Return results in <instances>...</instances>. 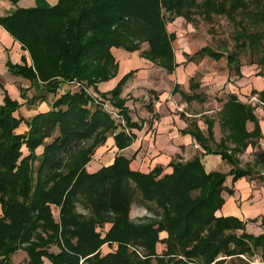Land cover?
<instances>
[{"label":"trees","instance_id":"obj_1","mask_svg":"<svg viewBox=\"0 0 264 264\" xmlns=\"http://www.w3.org/2000/svg\"><path fill=\"white\" fill-rule=\"evenodd\" d=\"M193 15L205 20L226 17L237 27L235 48L251 49L264 63V30L259 29L264 25V0H57L54 5L17 7L0 18L26 53L21 64L8 59L7 71L30 83L20 89L22 102L3 90L0 105V264H12L10 256L18 249L28 257L20 264H41L43 257L51 264H249L254 256L264 263V230L255 236L237 218L215 216L224 203L226 177L235 182L264 166V151L253 166L243 168L236 158L262 138L254 109L236 95H229L217 113L226 135L214 148L209 144L215 119H206V138L194 121L183 131L194 137L204 154L218 155L230 164L229 172L206 173L199 155L185 162L173 159L172 172L163 175L160 166L148 173L135 171L131 159L121 154L94 172L86 169L109 137L121 151L132 144V130L143 125L142 120H132L127 99L121 97L136 70L125 73L109 91L98 88L117 76L112 49L133 53L146 43L148 49L140 56L171 74L178 66L176 35L166 26L177 18L191 22ZM198 52L214 61L224 58L206 46ZM237 53L219 68L225 74L234 70L240 76ZM257 75L264 72L258 70ZM69 82L80 86L64 91L62 86ZM84 86L100 103L111 105L124 126L88 96ZM198 88V83H191V95L178 86L173 91L190 102L199 98ZM259 97L264 102V91ZM36 102H45L48 109L29 119L18 111ZM146 108L151 113L152 103ZM247 122L253 124L251 131ZM133 203L143 204L154 215L132 221ZM52 206L59 208L58 218ZM107 223L111 226L102 236L96 229ZM162 231L167 237L160 240ZM159 243L165 246L160 253ZM104 244H116V249L102 255ZM53 245L58 253L49 252ZM137 247L143 250L141 256Z\"/></svg>","mask_w":264,"mask_h":264},{"label":"crops","instance_id":"obj_2","mask_svg":"<svg viewBox=\"0 0 264 264\" xmlns=\"http://www.w3.org/2000/svg\"><path fill=\"white\" fill-rule=\"evenodd\" d=\"M56 1L57 0H48V3L54 5ZM25 3L27 5L32 4V6H35L34 0H19L16 4H13L10 0H0V15L6 14L10 12L11 9L17 7L24 8ZM112 53L119 65L117 76L108 82L100 83L98 88L102 92L109 91L125 73L130 70H136L133 76L123 86L121 97L127 99L125 106L130 110L132 120L137 122L142 120L143 125L139 130H132L135 135L132 144L121 151L116 150L113 138L109 137L106 143L96 150L94 157L87 164L86 169L88 172H94L102 165L111 164L114 156L118 154L131 159L130 168L142 173H148L154 167L160 166L163 168L162 175L169 174L172 172V168L169 164L173 159L185 162L191 160L196 155L200 156L201 163L204 166L206 173L213 171L225 173L232 169V166L222 160L220 156L211 153L204 154V150L196 142L194 137L183 131L194 121L203 136L205 138L207 137L206 119L215 118V116L210 114L214 112L215 105H218L215 99H210V92H218V96L224 97L223 102L219 103L220 108L231 94L236 95L240 102L246 104H248L247 97L250 94L256 95L259 100H261L259 93L264 91V76L257 75L258 70H256V67H241L240 76L230 77L229 79L227 78V82H223V76H218V78H215L214 80L211 79V82H209V77L202 78L200 80V88L206 96L196 92L199 94V98L188 102L181 98L179 92L173 91L178 86L179 90H182L189 95L192 94V92L185 87V83L187 82L185 80H188L189 77L185 80L183 78L185 75L183 71L188 72V69L185 67L187 65L182 61L176 60L178 66L171 74H169L150 61L142 58L140 53H129L121 51L120 49H112ZM25 54L26 53L21 50L20 45L15 44L14 40L8 37L0 28V74L4 79L12 80V82L8 84L16 86V89L13 90V92L9 89L1 88L0 105L3 101V90H6L12 99L22 102L20 100V89H25L30 86V83L27 80L9 74L6 67V61L8 59L14 64H21V56ZM214 82H223V88H219L220 86H216ZM34 85L37 86L38 83L34 82ZM219 85H221V83H219ZM66 87L67 86L64 85L62 86L64 91L67 89ZM252 91H255L256 93H252ZM143 94L147 95L142 97ZM48 98L51 100L50 97ZM48 98L47 100L49 101ZM150 102L152 103L151 113L148 112L146 108V105ZM142 105H145V107L141 109L140 107ZM195 106H202L203 111L189 113L188 111L190 107ZM252 108L259 121L262 138L259 139L256 147L248 146L243 153H238L236 155L239 163L242 160V157H245L246 154L248 155L257 150L260 152L264 151V110L260 107ZM47 109L48 107L45 102H37L30 108L21 106L18 111L23 117L31 118L35 114L44 112ZM155 115H158L159 119L153 117ZM246 128L247 131H251L253 129V124L247 122ZM21 130L22 126L18 131ZM221 130V126L217 120L212 126L213 142H210L209 144L211 148H214L215 144H218L220 139L226 135V132L223 130L222 133H220ZM226 145L228 147L232 146L228 143ZM103 157H106L107 159ZM102 159H105L106 163L103 162ZM261 168H264V166H258L255 168L254 173L251 176L242 177L235 182H232V176H227L223 184L224 191L222 192L224 203L221 208L215 212V216L217 217L237 218L245 223V231L255 236L261 234L264 230V178L259 176L262 173L257 174L256 172ZM228 190H231L232 193L229 194ZM51 209H53V206ZM145 211L150 213L146 207L140 203H133L131 205L129 217L132 221H138L141 218L148 217V215L141 216ZM52 213L55 217V212L52 211ZM57 213L58 212H56V214ZM135 213H139V216L141 217L138 216L139 218L134 220L132 217ZM55 218H57V216ZM110 226L111 224L107 223L103 228L100 227L96 230L103 236ZM240 233L241 231L236 232V234ZM166 237V232L162 231L159 233L160 240H163ZM164 248L165 246L162 243H159L156 246L158 253L162 252ZM115 249L116 244H104L101 246L100 252L104 255ZM49 252L58 253L59 248L53 245L50 247ZM256 257L257 259L249 262V264H264L261 262L259 256ZM27 259V253L22 249H18L10 256V262L12 264L24 263ZM219 259L223 258L219 257ZM41 264L51 263L48 259L43 257Z\"/></svg>","mask_w":264,"mask_h":264},{"label":"rangeland","instance_id":"obj_3","mask_svg":"<svg viewBox=\"0 0 264 264\" xmlns=\"http://www.w3.org/2000/svg\"><path fill=\"white\" fill-rule=\"evenodd\" d=\"M2 2H4V1H2ZM15 4H16V2H15ZM34 4L39 5V6L50 5V3H48V0H43V1L41 0L40 3H38L36 0H34ZM31 7H34V6H32V4L27 5L25 3L24 8H31ZM19 8H22V7H19ZM14 9H11L10 12L13 11ZM4 15L5 14L0 15V18L3 17ZM0 28L4 31V33L8 37H10L14 40L15 44H19V45L21 44L16 39L17 37L13 33V31L5 26V24L2 22V19H0ZM166 28H167L169 33H174L176 35V40L173 43L175 62H176V60H178V61H182L183 63H185L187 65L185 67H187L188 72L183 71L185 74L183 78L185 80L189 77L188 80H185V81H187L185 83V87L189 91H190L189 86L191 85V83H198V85L200 87V84H201L200 80L202 78H205V77H207V78L209 77V82H211V79L214 80L215 78H218V76H221V77L223 76L222 77L224 79L223 82H227V78L229 79L230 77L237 76L235 74L234 70H232L230 73L228 72L225 74L223 71H221V69H219L226 64V58L233 52H238L237 57H238V61H239L240 66L252 67V68L256 67V70L264 72V63H262L260 60V56H261L260 54L252 53L251 49L239 50V49L235 48L233 37L236 33L237 27L233 22H231L230 20H228L224 16H213L210 20H205L199 15H193V19L191 22H187L182 18H177L174 20V22L168 23ZM259 29L264 30V25L261 26ZM205 46L210 48L213 51H216V52L223 54L224 58L221 61H214L213 59H210L209 57H207L205 54L199 53L198 50L201 49L202 47H205ZM147 49H148V46L146 43H144L141 45L140 50L137 53H140L141 51L147 50ZM188 56L191 57L190 62L187 61ZM115 60H116V58H115ZM118 69H119V65H118ZM11 82H12L11 79H4L0 74V91H1V88H3V89L6 88V89H9L13 92V90L16 89L15 88L16 86H12L11 84H8ZM217 82H214L215 85L220 86L219 88L222 89L223 88L222 86H224V85H222L223 82H219V83H221V85H219V83H217ZM66 85H67V87H70L72 90L76 89V86H72L69 84H66ZM17 89H18V86H17ZM196 92H199V94L206 96V94L203 91H201V88H198L196 90ZM217 93L218 92H215V93L210 92V95H209L211 100L215 99L216 102L218 103V105L215 103L216 105L214 107V112H212L210 114V115L215 116V118H214L215 122L218 120L217 113L219 111L218 109H220L219 103L223 102V100H224L223 99L224 97L218 96ZM0 94H1V92H0ZM31 94H33V93H31ZM145 95H147V94H143L142 97H144ZM249 96H252V94H250ZM249 96L248 97L246 96V97L249 98ZM49 102H52V100L49 99ZM144 107H145V105H142L140 108L142 109ZM199 111H203L202 106L190 107L188 112L189 113L190 112L197 113ZM26 118H28V117H26ZM220 133H222V130L220 131ZM48 141H50V140L47 139V142ZM259 152L260 151L257 150V151H253L252 153H250L248 155L246 154L245 157H242V160L240 161V166L245 168L248 165H250V166L254 165L255 160H256V156ZM103 158H106V157H103ZM102 161L105 162V159H102ZM255 168H257V167H255ZM256 172H257V174L262 173L259 176L261 178H264V168H261ZM141 205H143V204H141ZM151 208L154 209V207H151ZM146 209L148 210L147 207H146ZM51 210L55 212V217L57 216V218H58V213L56 214V212H59V208L53 206V209H51ZM78 210L82 211L81 207H79ZM149 212L150 213L145 211L144 214H142L141 216L148 215V217H151L152 215H154L152 211H149ZM138 216H139V213H135L132 218L134 220H136L139 217H141V216H139V217ZM138 221H136V222H138ZM136 250L139 252L140 256L143 254L142 248L137 247ZM254 259H257V257L254 256L253 258H250L251 261H254ZM235 264H239V263H235Z\"/></svg>","mask_w":264,"mask_h":264},{"label":"built area","instance_id":"obj_4","mask_svg":"<svg viewBox=\"0 0 264 264\" xmlns=\"http://www.w3.org/2000/svg\"><path fill=\"white\" fill-rule=\"evenodd\" d=\"M68 84L72 86H76V88L80 86V84H74L73 82H69ZM84 91L89 96H91L96 103L100 104L109 114H111L114 118H116L121 123V125L124 126L123 118L121 117V115H118V112L111 105H109L106 102L100 103L101 101H99L97 95H95L89 88H86L85 86H84ZM247 103L250 104L252 107H260L264 110V102L259 100V98L256 95L249 96ZM135 251L139 254V252L136 249Z\"/></svg>","mask_w":264,"mask_h":264}]
</instances>
